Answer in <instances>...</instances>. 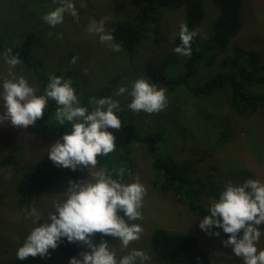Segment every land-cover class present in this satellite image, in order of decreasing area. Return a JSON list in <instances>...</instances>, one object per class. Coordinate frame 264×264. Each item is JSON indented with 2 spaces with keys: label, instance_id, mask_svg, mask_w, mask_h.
I'll use <instances>...</instances> for the list:
<instances>
[{
  "label": "rangeland",
  "instance_id": "rangeland-1",
  "mask_svg": "<svg viewBox=\"0 0 264 264\" xmlns=\"http://www.w3.org/2000/svg\"><path fill=\"white\" fill-rule=\"evenodd\" d=\"M42 1L45 0H0V36L6 43L19 47L23 42H28L30 35L33 34L31 37V41L33 40L32 54L45 60L44 68H37L40 70L41 77L49 78L50 74L60 71L58 76L80 83L81 87L79 88L82 95L107 87L117 77L119 82L113 93L121 86L130 89L135 80L146 77L150 82L164 88L168 95V107L159 114L132 112L127 107L131 97L127 94L122 97L111 94L113 99L120 101L121 115L124 116L127 123L131 121L132 125L137 127L138 133L146 136L165 126L169 132L166 134L168 143L169 139L172 141L168 153L175 151L187 158H191L193 153L208 151L214 147L215 157L207 160L203 175L210 176L214 170L221 166V177L218 178V174H216L213 180L216 184H223L224 181L238 183L242 179H248L249 175L253 179L264 182V124L262 117L260 115L251 118L236 116L232 122H229V119L226 118L230 103L228 91L212 97H205L206 99L201 98L200 102L198 98L192 99L186 88L197 89L216 75L222 69L219 62L213 66L198 65L193 78L189 79L187 84L182 87L173 84L174 90H170L169 87L156 80L163 75L175 80L188 73L185 57L174 52L176 47L174 43L178 37L180 24L186 23L183 11L170 12L166 10L160 13L159 24L155 25V29L152 30L153 32L157 30L158 35L164 36L166 40L161 44L154 42L157 38L151 37V34L154 35L155 32L149 30L151 40L129 54L122 49L119 52L113 51L108 45L102 44L98 36L89 35L86 29L90 23L103 19L105 28L109 32L112 22L124 21L131 14H135L140 0H127L128 7L122 13L116 11L115 0H86L88 6L83 9L79 8L80 0H76L77 9L80 11V22L76 23L73 17L66 15L64 23L56 28L48 26L42 20V16L52 10L53 0H49V5H40L39 3ZM241 2L243 5L241 19L244 21V28L242 21L240 36L231 44L233 47L253 50L260 54L264 60V0H241ZM202 3L212 7L209 0H202ZM207 11L209 19L204 21L202 27L204 39L212 34L211 24L215 16L210 7L207 8ZM59 33L63 34L62 38H58ZM230 50L234 53L235 48H230ZM230 50L224 57H231ZM74 56L79 59L77 64L71 65L70 60ZM14 72L16 75H23L26 79L28 75H31V72L29 73L21 65H18ZM7 73L8 66L4 63L3 56L0 55V76H6ZM29 83L38 88V95L43 94L42 84L44 82L35 80ZM251 91L264 93V86L254 87ZM4 111L5 109L0 105V113ZM201 119L205 121L202 122ZM212 122L225 129L229 128L227 141L217 147L213 144L217 141V138L212 136V133H215L214 131L210 133ZM38 127L35 124L25 129L11 126L10 122L0 125V161L9 153L8 147L9 145L12 147L14 140V145H18L22 151L19 153H24L20 167H0V196H3V198L0 197V264H69V261L67 262L56 249L50 250L48 258L39 256L29 257L25 260L16 258L17 249L22 245L31 229L36 226L32 223L31 218H26V211L19 209L18 206V201L27 188V184L23 180L26 168L39 162L49 164L52 168H58L49 159L46 151L55 142H41L35 134ZM109 131L113 132L116 137V146L120 147L119 153H124L125 148L122 147V144L125 132L122 129H109ZM166 150L167 147H164L160 149V153L166 152ZM135 153H140L136 154L137 172L127 183L139 178V181L147 189V196L143 207L144 220L138 221L142 224L144 233L141 240L134 242L131 247L149 252L152 257L149 264H156L153 254L149 250L151 243L149 232L166 229L173 233L190 234L199 238L204 245L206 244V252L211 260L217 264L238 263L232 249L223 246L222 241L225 240L223 236H209L200 229V218L190 213L186 207L177 205L172 197H165L153 191L156 173L148 166L152 164V157L147 154L148 150L139 152L137 149ZM173 154L176 156V153ZM77 171L80 181L90 178L87 169H78ZM68 187L69 184H62L50 189L38 197L35 207L44 217H47V214L54 210L53 202L62 200ZM213 201L205 202L207 209ZM110 245L119 248V243L116 240H113ZM257 246L264 249V235Z\"/></svg>",
  "mask_w": 264,
  "mask_h": 264
},
{
  "label": "clouds",
  "instance_id": "clouds-1",
  "mask_svg": "<svg viewBox=\"0 0 264 264\" xmlns=\"http://www.w3.org/2000/svg\"><path fill=\"white\" fill-rule=\"evenodd\" d=\"M58 5L47 11L42 20L56 28L70 15L80 22L76 0H53ZM86 0H80L79 8H87ZM89 35H96L102 44L113 51H121V45L105 28V21L90 23L86 29ZM200 35V29H189L181 23L178 37L180 45L174 48L178 55L191 58L192 42ZM63 34L59 33L58 38ZM11 48L3 52L4 63L8 66L6 76H0V105L5 109L0 113V125L10 122L11 126L28 128L38 120H43L49 101L57 105L55 112L59 126L66 123L70 131L51 144L47 151L49 159L60 168L72 171L84 170L90 178L80 182H69L62 200L53 202V211L44 217L34 206L26 210V218H31L34 226L17 249L16 258H48L50 250H55L66 239L70 243L86 246L79 258H71L69 264H149V252L132 248L141 240L144 229L138 221L144 220L143 207L147 189L139 178L131 183L113 178L106 168H97L98 157L113 153L116 137L109 129L120 130L122 111L119 100L113 96L131 97L127 107L132 112L159 114L167 109L169 100L166 90L146 77L135 80L130 89L121 86L113 96L93 98L92 109L82 105L71 79L50 74L43 94L29 83L23 75H16L14 69L22 63ZM79 57L70 60L77 64ZM86 71V70H85ZM207 215L200 220L199 227L209 236L219 237L222 229L228 239L222 241L225 248H231L235 257L243 264H264V249L258 248L261 228L264 227V182L248 178L243 183L227 182L218 199L210 203ZM43 221V222H41ZM112 237L119 248L108 240L95 241V236Z\"/></svg>",
  "mask_w": 264,
  "mask_h": 264
},
{
  "label": "trees",
  "instance_id": "trees-1",
  "mask_svg": "<svg viewBox=\"0 0 264 264\" xmlns=\"http://www.w3.org/2000/svg\"><path fill=\"white\" fill-rule=\"evenodd\" d=\"M115 2V9L118 13L126 11L128 7L127 0H115ZM209 2L213 8L208 4L203 5L202 0H140L138 7L135 9V14H131L124 21L112 22L109 32L115 37V42L121 45L123 51L132 54L141 45L151 40L149 30L153 32L152 29H155V25L159 24L160 13L166 10L170 12L183 11L189 29H200V35L192 42L191 58L184 56L188 73L184 77L180 76L175 80L166 78L164 75L156 80L160 84L169 87L170 90H174L173 84L177 87H182L187 84L189 79L193 78L197 72L198 65L213 66L219 62L222 69L216 75L197 89L191 90L186 87L191 98H198L200 101L202 100L201 98L212 97L218 93L228 91L230 103L226 118L229 119V122H232L236 116L251 118L260 115L264 124V93L251 91L254 87L264 86V60L260 54L255 53L253 50L233 47L231 44L233 40L239 38L242 30V2L241 0H209ZM39 4L49 5L50 1L45 0ZM57 6L53 3L52 9ZM208 7L213 10L215 16L211 24L212 34H209V37L204 39L202 27L204 26V21L207 18L209 19ZM154 32V35L151 34V37L155 36L157 38L154 42L161 44L166 40L164 36L158 35L157 30ZM32 36L33 34L30 35L28 42H23L19 47L6 43L0 36V55L8 48H11L12 54L18 55L21 59L22 63L20 65L24 66L29 73L31 72L27 80L29 82L35 80L44 82L42 84V91L44 92L48 84V78L45 76L41 77L39 75L40 70L37 68H44L45 60L39 59L32 54ZM180 43L179 37H177L174 43L175 46H179ZM230 48H235L234 53ZM228 50L231 52L230 58L224 57ZM224 70L228 71L225 72ZM60 73V71H56L52 74L58 76ZM72 81L77 95L81 98L82 105L88 106L89 110H91L92 99L111 96L119 82V78H114L107 87L89 91L85 95H82L80 91V83L75 80ZM56 109V103L50 100L43 120L36 122L39 129L36 130L35 134L41 142H56L65 132L70 131L69 124L66 123L64 128L57 124L55 118ZM121 114L122 112L118 113L122 120L121 129L125 132V139L122 144L125 152L119 153L120 147H117L107 157H98L97 168H106L115 179H121L118 173L123 171L122 180L127 183L137 172L136 154L140 153L135 152H137V149H139V152L148 150L149 153L147 154L152 157L153 164L148 166L156 173L153 191L165 197H172L177 205L186 207L194 216L203 219L208 214L205 202L218 199L220 192L227 183L225 181L223 184L213 182L216 174H218V178L221 177V166L214 170L210 176L203 175L207 160L215 157V148L212 147L208 151L203 150L193 153L191 158L182 157L181 153L174 151L173 153H176L175 156L173 153H168L172 141L169 139L168 143L166 134H169V132L165 126L146 136H142L137 132V127L134 124L132 125L131 121L127 123V120ZM201 121L204 122L205 120L201 119ZM228 129L218 124L212 125L210 133L214 131L215 134L212 133V136L217 138V141L213 143L215 147L227 141ZM216 131L218 132L216 133ZM14 144H12V147L9 145V153L1 159V168L20 167L24 153H19L22 152L20 147ZM164 147H167L166 152L160 153V149ZM26 170L23 180L27 184V188L23 191V196L18 201L19 209L23 211L30 210L33 204L35 206L38 197L50 189L62 184H69V182L80 181L78 171L52 168L46 163L39 162L34 166L29 165ZM249 178H251V175H249ZM245 180L246 178L238 183H243ZM0 197L3 198V196ZM216 231H220L221 236L225 240L228 239V235L224 234L222 229H216ZM261 231L264 232V227L261 228ZM149 236H151L149 250L153 254L156 264H217L211 260V257L206 252V244L204 245L195 236L173 233L166 229L149 232ZM101 239L108 240L109 244L114 240L112 237H101L100 234L95 236L97 243ZM56 250L67 262H70L71 258H79V253L87 249L86 246L80 243H70L65 239ZM236 260L238 261L236 264L243 263L240 258L236 257Z\"/></svg>",
  "mask_w": 264,
  "mask_h": 264
},
{
  "label": "bare ground",
  "instance_id": "bare-ground-1",
  "mask_svg": "<svg viewBox=\"0 0 264 264\" xmlns=\"http://www.w3.org/2000/svg\"><path fill=\"white\" fill-rule=\"evenodd\" d=\"M187 11V10H186ZM165 44V43H164ZM162 64V63H161ZM196 69V68H195ZM157 70V69H156ZM179 71V70H178ZM160 72V71H159ZM184 77V76H183ZM75 85H76V82H75ZM80 85V84H79ZM77 88V87H76ZM79 94V93H78ZM48 124V123H47ZM2 128V127H1ZM63 128H64V126H63ZM39 129V128H38ZM61 129V128H60ZM36 132V131H35ZM57 132V131H56ZM46 133V132H45ZM39 134V133H38ZM43 135V134H42ZM56 135V134H55ZM154 139V138H153ZM32 189H34V188H32Z\"/></svg>",
  "mask_w": 264,
  "mask_h": 264
}]
</instances>
